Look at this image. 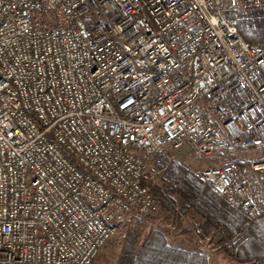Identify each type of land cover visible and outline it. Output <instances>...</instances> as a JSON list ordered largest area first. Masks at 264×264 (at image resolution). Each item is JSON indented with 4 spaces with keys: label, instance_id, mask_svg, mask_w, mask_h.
Masks as SVG:
<instances>
[{
    "label": "built area",
    "instance_id": "2783aa9c",
    "mask_svg": "<svg viewBox=\"0 0 264 264\" xmlns=\"http://www.w3.org/2000/svg\"><path fill=\"white\" fill-rule=\"evenodd\" d=\"M250 10L264 18V0H0V264H93L131 217L160 211L158 156L202 163L188 170L248 221L200 245L249 238L264 47L226 14Z\"/></svg>",
    "mask_w": 264,
    "mask_h": 264
},
{
    "label": "trees",
    "instance_id": "16d2710c",
    "mask_svg": "<svg viewBox=\"0 0 264 264\" xmlns=\"http://www.w3.org/2000/svg\"><path fill=\"white\" fill-rule=\"evenodd\" d=\"M227 16L237 20L239 35L245 42L264 47V18L260 11L250 10L244 15L229 12ZM153 165L163 169V173L161 184L151 188V195L160 203V211L168 217L181 218L193 211L202 220L193 225L194 231L202 238L212 228L224 231L229 237L248 225L242 213L222 202L186 167L168 162L165 156L155 157ZM174 195L181 198L180 205ZM144 219L134 216L124 225L126 234L119 243L115 264H209L198 245L191 248L172 245L164 230L147 232ZM224 251L237 264H264V215L250 224L247 241Z\"/></svg>",
    "mask_w": 264,
    "mask_h": 264
},
{
    "label": "rangeland",
    "instance_id": "374dc122",
    "mask_svg": "<svg viewBox=\"0 0 264 264\" xmlns=\"http://www.w3.org/2000/svg\"><path fill=\"white\" fill-rule=\"evenodd\" d=\"M261 155H262V152H258V151L235 152L234 154H231L229 156V159H234L235 157H239V160H242V158L244 160H252V159L259 158ZM203 167L204 165L200 162H192L187 166V169L194 170V169H201ZM161 176H160L158 185L161 184ZM174 199L176 200V203L178 205L181 204L182 201L178 195H174ZM141 217L145 218L144 220L146 223L147 232L151 229L164 230L166 232V236H167L169 243L172 245H178L183 248H191L193 246L198 245L199 248L205 252L208 258L209 264H237L234 262V260L230 256H228L225 253L224 249H219L215 252H211L207 248H205L203 245H200L198 243L199 241L198 239H204V238L200 237L194 231L193 225L197 220L199 221H202V220L200 219L199 215H196V214L194 215L193 211H190L188 215L182 216L181 218H178L175 216L168 217L166 214L162 213L161 211H159L158 214L154 216H141ZM190 225L192 226L191 230L193 231L189 229ZM219 231L221 230L212 228L210 230V233L206 237H215L216 235L219 234ZM222 232L223 234L226 235L224 231ZM125 234H126L125 228L118 229L116 233L111 237V239L106 243L103 249L100 251L96 259L94 260L93 264H115L117 256H118V252H119V243L122 239L125 238Z\"/></svg>",
    "mask_w": 264,
    "mask_h": 264
},
{
    "label": "crops",
    "instance_id": "0c3cea01",
    "mask_svg": "<svg viewBox=\"0 0 264 264\" xmlns=\"http://www.w3.org/2000/svg\"><path fill=\"white\" fill-rule=\"evenodd\" d=\"M189 229H190V230L192 229V226H191V225H190ZM191 231H193V230H191Z\"/></svg>",
    "mask_w": 264,
    "mask_h": 264
}]
</instances>
